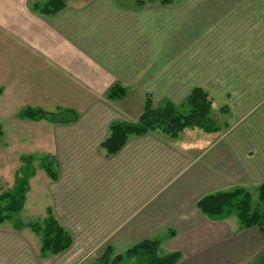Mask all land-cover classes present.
<instances>
[{
  "label": "crops",
  "instance_id": "obj_1",
  "mask_svg": "<svg viewBox=\"0 0 264 264\" xmlns=\"http://www.w3.org/2000/svg\"><path fill=\"white\" fill-rule=\"evenodd\" d=\"M44 1L46 0H0V87L13 91V87L17 86L16 80L10 77L20 79L19 81L33 80L41 89H45L49 98L55 100L53 104L60 105L66 111L59 117L65 122L48 121L49 125L65 129L58 133L54 130L50 138V149H56L58 153H84L89 151V140L96 137L100 140L96 150L101 161L122 162L123 158L130 156L127 161L129 165L132 164L130 167L138 170L139 175L135 179H126L123 191L126 188L132 191L122 198L115 196V200H109L103 209L106 212L100 211L104 219L117 217L114 220L117 227L111 235L112 248L125 251L144 239L162 237L161 247L166 249L165 254L173 251L180 254L175 264L263 262L264 232L259 227L244 226L236 213L215 217L206 214L198 206V201L207 194L238 186L248 190L256 186L257 189L264 182V147L247 148L227 138L223 139L229 131L234 112L227 104L219 106L214 93L204 84L193 85L190 92L199 88L212 96L213 117L217 125L221 126V121L226 124L224 129L220 128L215 132L200 128L184 129L176 137L162 131L134 135L113 155H107L101 147L110 125L114 121H124L112 117L113 110L120 112L112 105L126 100L130 90L145 88L152 79L151 56L145 52L146 27L149 36L151 17L148 14L147 19L146 16L139 19L137 32L136 14H144L146 9L153 6L172 8L182 1L176 0L169 5L146 2L143 6H138L133 0H68L66 7L55 14H43L34 10L35 3ZM250 5H253L251 0L194 1L183 15L181 23L179 20L173 48L183 49L184 46L194 44V47H198L201 40L219 36L225 28L232 30L237 26L240 32L247 31V38L249 32L264 23L263 16L259 13L250 16ZM218 30L220 32L216 33ZM232 33L233 36L239 34L233 30ZM257 33H252L250 38ZM246 38L242 34L233 40L241 41ZM215 39L211 40L216 46V41L220 40ZM150 43L149 37V48ZM241 46L234 49H242L236 51L239 57L232 58L237 69L243 67L238 64L242 55L249 54L243 53L244 47ZM173 48L168 49L167 45L160 48L155 62L160 70L176 52ZM136 49L141 52L136 53ZM146 60L150 62L147 69ZM18 74L21 75L19 78ZM7 79L13 84L8 88L4 85ZM115 83H120L127 89L125 97H106L107 91ZM246 83H250V88H264L263 81L252 79L239 80L230 89L243 88ZM37 85L35 84L36 87ZM217 85L220 88L228 87V84L221 82ZM148 95L154 104L167 101L179 104L187 96L175 101L167 95L156 99L151 92H146L145 99ZM225 98L231 99L229 94ZM158 133L166 138L164 141L156 139L164 147L163 152L172 151L181 157L178 169L175 170V163L165 164L168 155L162 154V151L160 154L163 161L157 163L160 168L153 167L147 148L149 145L146 144L147 139ZM62 134H65L64 148L61 145L58 148L57 137ZM77 138H80L78 144L71 145ZM131 143L135 145L128 151L127 147ZM137 153H141L143 157ZM60 162L55 161L56 167H59ZM160 172L167 177L160 176ZM59 174L58 171V177L53 180H59ZM156 185L163 187L157 190ZM117 206L118 212L115 213ZM47 210L52 211L53 216L70 234L72 242L65 251L58 254L43 253L41 242L43 258L75 249L73 231L60 221L52 205ZM95 215L99 214L95 211L89 214L92 217ZM31 231L40 235L33 229ZM127 259L133 263L132 259Z\"/></svg>",
  "mask_w": 264,
  "mask_h": 264
},
{
  "label": "rangeland",
  "instance_id": "obj_2",
  "mask_svg": "<svg viewBox=\"0 0 264 264\" xmlns=\"http://www.w3.org/2000/svg\"><path fill=\"white\" fill-rule=\"evenodd\" d=\"M181 1L172 8L153 6L149 10L146 9L144 14H136L137 32L139 19L143 16L147 19L148 14L151 17L149 36H147L146 27L145 52L151 56L152 79L145 88L130 90L126 100L118 102L117 105L113 104L112 107H116L120 112L113 110L112 117L134 121L143 108L146 92L153 93L156 99L167 95L175 101H180L190 92L193 85L202 83L214 93L219 106L227 104L234 112V117L230 120L231 124L229 123V131L225 133L223 139L227 138L247 148L264 147V88H250V83H246L243 88L230 89V86H234L239 80L255 79L264 82V23H261L258 29L249 32L247 38V31L240 32L238 26L232 29L235 33L240 32L235 36L231 34V29L225 28L219 36L215 35L204 41H198L199 43L196 42L198 47H194V44L176 50L173 45L179 20L181 23L183 15L196 0ZM251 2L253 5H250L251 8L248 9L250 16L259 13L264 19V10H261L264 8V0H251ZM252 6H255L257 10L252 9ZM219 32V30L216 31V33ZM252 33L257 34L250 38ZM242 34L247 42L246 39L233 40ZM149 37L150 48L148 47ZM214 38L220 40L216 41V46L211 40ZM166 45L168 49L173 48L176 52L168 58L166 66L160 70L155 62L160 48ZM241 45H246V47ZM239 46L244 47L243 53L249 52V54L248 56L242 55L238 64L243 67L237 69L238 66L234 64L232 58L239 57L236 51L242 49L234 51ZM135 52L139 53L141 50L136 49ZM150 62L145 61V69L148 68ZM20 76L18 74V78ZM10 79L16 80L17 86L13 87V91L0 87V193L13 192L19 181V172L28 165L33 167L35 174L31 177V173L21 176V181L27 180L30 187L24 209L16 215L24 226L16 227L13 221L0 225V264H93L108 246L112 247L111 235L117 227V223L114 222L117 217L104 219L105 217L103 218L101 214L106 210L103 209L106 208L107 202L115 196L122 198L132 191L129 188L123 191L124 183L130 177L135 179L139 175L138 170L130 167L132 164L129 165L127 161L130 156L123 158L122 162L121 160L101 161L102 158L96 150L100 140L96 137L89 140V151L84 153H58L56 149H50L52 145L50 138L54 130L58 133L65 129L62 126L49 125L46 120L35 121L26 118L22 112L27 107L42 108L58 115L59 118L66 111L60 105L53 104L55 100L49 98L45 89H41L33 80L19 81L20 79L17 80L14 77ZM7 80L4 85L8 88L13 84L9 82V79ZM220 82L228 84V87H217ZM211 86L212 88H209ZM228 94L231 99L225 98ZM224 124L221 121L223 129ZM64 137L65 134L57 137L59 139L58 148L60 145L64 148ZM156 139L166 140L160 133L147 139L146 146L149 145L147 148L151 154L153 167L158 168L157 163L163 161L161 155L166 154L168 161L165 160V164L175 163V170L178 169L181 157L172 151L163 152L164 147ZM79 141L80 138H77L71 142V145L78 144ZM133 145L135 143H131L127 150L129 151ZM137 155L143 157L141 153ZM29 156H33V159L28 160ZM49 158L53 159L54 163L56 160L61 161L59 167L54 165V169L60 173L57 181L53 180L42 167L44 160ZM157 158H159L158 161ZM70 165L76 168L69 167ZM159 175L164 176L165 174L160 172ZM160 187L163 185L155 186L157 190ZM249 190L252 193L253 206L259 205L264 209V203L259 201L256 186ZM51 205L60 221L73 231L75 249L61 255L43 258L40 251L41 235L33 233L31 228L25 224L35 221L42 222L48 216L47 209ZM118 206L114 210L115 213L118 212ZM94 211L99 215L89 216ZM123 251L115 249L110 258L113 259L116 254L125 252ZM166 252V249L161 247L160 254ZM131 262L126 258L120 264H131Z\"/></svg>",
  "mask_w": 264,
  "mask_h": 264
},
{
  "label": "trees",
  "instance_id": "obj_3",
  "mask_svg": "<svg viewBox=\"0 0 264 264\" xmlns=\"http://www.w3.org/2000/svg\"><path fill=\"white\" fill-rule=\"evenodd\" d=\"M67 1L46 0L35 3L33 8L43 14H55L66 7ZM133 1L136 5L143 6L146 2L169 5L176 0ZM126 94L127 89L120 83H115L107 91L106 97L120 99L125 97ZM213 105L212 96L199 88L193 89L179 104L170 101L163 104H154L152 98L148 95L136 120L114 121L110 125L109 133L101 143V147L107 155H113L123 148L129 137L134 135L162 131L176 137L184 129L194 128H200L207 132L218 131L221 126L217 125L213 117ZM22 115L35 121L65 122V120L58 118V115L56 116L54 113L42 108L27 107ZM31 159H33V156H29L28 160ZM54 165L56 164L50 158L45 159L42 164L43 169L47 171L52 179L58 177ZM26 173H31V177L35 174V170L28 165L19 172V181L15 190L0 193V224L13 221L16 227L24 226V223L16 215L24 209L27 192L30 188L27 180L21 181V176H27ZM257 193L259 201L264 203V182L257 187ZM198 206L206 214L215 217L236 213L244 226H257L264 232V209L259 205L257 207L253 206L252 193L245 187L238 186L230 190L207 194L198 201ZM25 226H29L41 235V250L43 253H61L72 242L70 234L53 216L51 210H48V216L42 222H30ZM162 243V237L144 239L127 248L124 253L116 254L113 259L110 256L114 250L111 246H108L102 256L93 264H119L124 258L132 259L133 264H175L179 260L180 254L177 251L160 254ZM260 264H264V259Z\"/></svg>",
  "mask_w": 264,
  "mask_h": 264
}]
</instances>
